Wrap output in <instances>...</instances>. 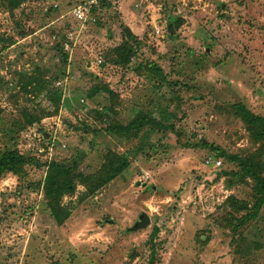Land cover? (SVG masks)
<instances>
[{
  "label": "rangeland",
  "instance_id": "rangeland-1",
  "mask_svg": "<svg viewBox=\"0 0 264 264\" xmlns=\"http://www.w3.org/2000/svg\"><path fill=\"white\" fill-rule=\"evenodd\" d=\"M82 1L0 0V152L35 159L0 174V264H264V205L232 230L251 181L197 145L264 154L229 107L264 116V0H90L96 21L83 25L70 13ZM125 29L137 42L124 65L114 48ZM68 31L76 44L64 60L56 44ZM147 111L173 130L105 129ZM114 156L128 165L91 194L75 179L57 224L42 191L48 162L86 178ZM141 212L149 225L128 231Z\"/></svg>",
  "mask_w": 264,
  "mask_h": 264
},
{
  "label": "trees",
  "instance_id": "trees-1",
  "mask_svg": "<svg viewBox=\"0 0 264 264\" xmlns=\"http://www.w3.org/2000/svg\"><path fill=\"white\" fill-rule=\"evenodd\" d=\"M7 1L14 6L18 5L22 0ZM99 1L102 2L101 5H103V1L98 0V2ZM99 6V3L97 6L92 5L91 12L96 11ZM175 25L177 26V24ZM125 31V39L117 48H114L117 55V63L124 65L129 62L130 55L133 53L131 48L132 43L135 40V42H137V37L131 31L128 29H125ZM56 46L59 50L63 51L60 43H57ZM64 52L65 51H63V58L65 60L68 54ZM150 71L153 74L159 75L163 81H166L164 72L158 67L151 65ZM95 91L96 88L92 90V93ZM107 92H109L110 95H114L110 90H107ZM229 107L232 113L243 122L250 137L256 141H260L263 145L262 148H264V116L253 113L241 102L231 103L229 104ZM170 115L171 114L169 113V116ZM144 126H151L162 131H167L168 129L171 131L173 130L172 124L165 122L163 117L157 118L150 111L138 112L133 118L124 123L109 122L105 129L116 136H130L131 134L140 131ZM197 145L214 150L217 152L218 156L223 157L228 162L234 163L237 169L229 172L228 174H230V176H233L239 181H245L246 179L251 181L253 202L249 208L245 205H240L235 209V211H241V215L239 217L231 216V219L235 220V223L232 225V230L235 231L240 226L256 219L260 209L264 205V154H230L205 141H201ZM33 163H35L33 156L23 155L17 150L6 149L0 152V174L12 173L14 175H19L23 166ZM127 165L128 161L126 158H123L122 156H114L113 158H110L108 164L98 169L95 174L84 178L85 175H83V173L78 171L75 172L74 166H68V164H65L64 162L59 163L53 160L49 161L46 165L45 175L41 183L43 196L46 198L47 207L55 222L57 224H62L70 216L71 209L69 206H65L61 203V198L64 194L73 192L75 179H78L80 183L86 187L88 193L91 194L117 176ZM159 227V225L153 226L150 234L151 237L159 231Z\"/></svg>",
  "mask_w": 264,
  "mask_h": 264
},
{
  "label": "built area",
  "instance_id": "built-area-1",
  "mask_svg": "<svg viewBox=\"0 0 264 264\" xmlns=\"http://www.w3.org/2000/svg\"><path fill=\"white\" fill-rule=\"evenodd\" d=\"M98 1V0H97ZM92 5L97 6L98 3L96 1H83L79 2L78 4H75L71 10L70 13H72V16L79 20V22L83 25L86 22H94L95 17L92 14ZM56 6V4L54 5ZM79 30V29H76ZM155 32H159V28L156 27ZM59 43L62 47V49L68 54L69 51H71L72 47L76 44V35L73 32H66L61 38H59ZM60 80H57V84H61ZM209 162H214L215 165L221 164V160H215V159H209L207 158L205 160V164H208Z\"/></svg>",
  "mask_w": 264,
  "mask_h": 264
},
{
  "label": "water",
  "instance_id": "water-1",
  "mask_svg": "<svg viewBox=\"0 0 264 264\" xmlns=\"http://www.w3.org/2000/svg\"><path fill=\"white\" fill-rule=\"evenodd\" d=\"M167 32L173 33L174 29L172 28V24H169L167 27ZM151 189H154V186H150ZM150 223V218L146 212H141L138 216V219L134 222L133 225L127 228L128 231H135L141 228L148 226Z\"/></svg>",
  "mask_w": 264,
  "mask_h": 264
}]
</instances>
